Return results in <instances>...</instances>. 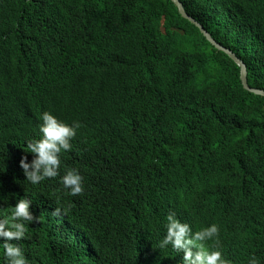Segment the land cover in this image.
Segmentation results:
<instances>
[{
    "label": "trees",
    "instance_id": "trees-1",
    "mask_svg": "<svg viewBox=\"0 0 264 264\" xmlns=\"http://www.w3.org/2000/svg\"><path fill=\"white\" fill-rule=\"evenodd\" d=\"M178 1L264 91V0ZM45 111L79 128L59 175L31 185L19 161ZM176 127L189 148L161 168ZM71 168L78 196L59 182ZM21 197L29 264H179L157 247L170 212L194 231L215 223L232 264H264V97L169 0H0V219Z\"/></svg>",
    "mask_w": 264,
    "mask_h": 264
},
{
    "label": "clouds",
    "instance_id": "clouds-1",
    "mask_svg": "<svg viewBox=\"0 0 264 264\" xmlns=\"http://www.w3.org/2000/svg\"><path fill=\"white\" fill-rule=\"evenodd\" d=\"M162 118L163 115L149 123V134L160 133ZM40 120L39 132L41 137L27 143V152L33 154V158L30 162H26L27 158L21 157L19 161V167L25 180L31 185H37L46 179L56 178L59 175L60 154L62 151L67 152L71 149L70 141L79 128L78 122L73 121L69 124L47 111L41 114ZM177 127L158 149L163 159L160 161L161 168L179 160L189 148L188 135L178 133ZM222 149L220 147L218 153ZM212 157L208 154L205 155L206 166L215 171L207 163V160ZM151 176L154 181L158 180L155 170L152 171ZM59 182L67 196H78L84 192L83 177L76 168L65 169ZM32 203V200L27 197L18 198L15 205L11 206V211L7 217L0 219V249H2L6 264H29L24 249L14 241L19 242L26 239L29 225L36 222V216L30 211ZM60 212V209H53L54 215H59ZM234 223L239 224V220L235 219ZM218 236L219 229L215 223L194 231L189 223L182 222L180 217L178 219L174 212H170L166 216L165 234L157 247L165 249L171 246L175 253L182 252V260L179 264H232L231 260L222 254V250L218 246ZM209 241L213 243H208ZM247 264H259L258 258L255 255L249 256Z\"/></svg>",
    "mask_w": 264,
    "mask_h": 264
},
{
    "label": "water",
    "instance_id": "water-1",
    "mask_svg": "<svg viewBox=\"0 0 264 264\" xmlns=\"http://www.w3.org/2000/svg\"><path fill=\"white\" fill-rule=\"evenodd\" d=\"M169 1L176 7L178 14L183 19H185L188 22H190L191 24H193L199 30V32L206 39L207 42H209L216 50L226 54L234 62V64L239 67V80H240V83L242 85V88L244 90L254 94V95H258V96L264 97V91L251 89L247 85L246 68H245L244 63L242 61H240L231 51H229V50L223 48L222 46H220L219 44H217L210 37V35L198 23H196L192 18H190L188 15H186V13L183 10V7H182L181 3L178 0H169Z\"/></svg>",
    "mask_w": 264,
    "mask_h": 264
},
{
    "label": "bare ground",
    "instance_id": "bare-ground-1",
    "mask_svg": "<svg viewBox=\"0 0 264 264\" xmlns=\"http://www.w3.org/2000/svg\"><path fill=\"white\" fill-rule=\"evenodd\" d=\"M233 220H235V219H233ZM219 229V228H218Z\"/></svg>",
    "mask_w": 264,
    "mask_h": 264
}]
</instances>
